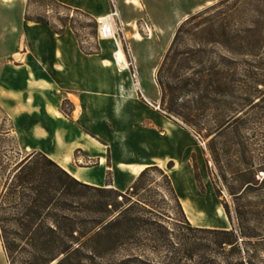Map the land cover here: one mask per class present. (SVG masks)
Here are the masks:
<instances>
[{
	"label": "trees",
	"instance_id": "trees-1",
	"mask_svg": "<svg viewBox=\"0 0 264 264\" xmlns=\"http://www.w3.org/2000/svg\"><path fill=\"white\" fill-rule=\"evenodd\" d=\"M32 8L44 13L32 15ZM82 18L99 38L96 18L58 0H29L25 16L59 35L72 30L85 54H98L85 46ZM157 84L161 108L211 143L227 137L231 129L243 138L242 115L261 92L258 85L264 84V0H220L191 15L177 29L158 67ZM210 149L218 158L217 148ZM154 168H146L122 192L85 184L46 154L30 153L17 164L1 197L0 209L8 205L13 211L11 224L0 218L9 264H114L107 259L111 251L154 231L155 217L164 215L151 200L155 181H146ZM159 171L182 222L190 231L209 236L207 245L181 242V264H264V203H242L256 194L264 196V180L253 189L259 184L258 170L236 174L242 192L229 187L234 214L227 202L223 206L231 230L192 228L171 177ZM196 178L200 183L198 174ZM217 195L221 197L219 190ZM129 263L154 262L135 255Z\"/></svg>",
	"mask_w": 264,
	"mask_h": 264
},
{
	"label": "rangeland",
	"instance_id": "rangeland-1",
	"mask_svg": "<svg viewBox=\"0 0 264 264\" xmlns=\"http://www.w3.org/2000/svg\"><path fill=\"white\" fill-rule=\"evenodd\" d=\"M218 1L220 0H110V13L100 17L103 20L101 24L99 23L101 29L99 38L94 28L88 26L90 24L87 19L82 18L81 20L84 26L87 25L83 31L84 40L87 42L85 46L97 49L101 54L99 58L113 61L114 65L111 61H106L103 64L114 75L118 69L121 73L129 72V88L137 85L139 94V98L133 102V112L129 111L126 120L122 123H110L109 121L108 126L100 130L103 140H108L110 144L108 148L110 168L112 169L117 161L115 149L119 147L121 141H126L128 149L132 150L145 144L147 146L150 142L166 143L168 142V132L165 127L160 125V121L172 122L181 136L182 146L187 150L184 163L194 171L195 178L198 174L200 183L197 178L196 182L200 192L205 195V199L209 198L212 201L211 208H209L210 213L196 212L198 216L205 217L204 227L192 223L188 218L190 226L201 229L227 228V230H231L233 229L232 224L224 227L223 219L217 210L220 206L224 208L223 203L227 202L234 214L235 200L229 193V187L234 188L237 192L238 190L242 192L245 189L237 180L236 174L239 171L251 170L255 172L258 170L255 174L259 184L253 186L255 190L259 189L264 180V169H260L264 168V84L258 85L261 92L254 98L253 106L247 108L242 115L243 138L237 137L231 129L227 137L219 138L214 143L187 127L179 118L169 116L161 108V92L157 84L158 67L172 44L177 29L191 15L199 13ZM42 13H44L42 9L32 8V15ZM100 18L97 19L98 22ZM64 38L70 43L75 42V37L69 30ZM111 41L121 42L123 47L121 59L114 58ZM60 94L63 95L61 92H55V97L59 98ZM72 97L76 99L75 96ZM72 109V101L64 99L61 111L66 115L71 113ZM0 122L2 124L0 128L1 204V197L17 164L30 152L35 151L27 150L30 145L26 138L17 135L7 136V131L14 128L12 116L4 115L0 111ZM140 139L143 141L137 143ZM98 140L100 143L108 145L105 141ZM213 145L219 153L218 158L210 149ZM36 147L46 149L45 145ZM147 155L152 164L148 167H157V169L150 170L146 176L147 183L155 181L152 184L153 199L151 200L157 203L159 212L164 215L155 217L157 225L153 226L154 231L148 232V230L139 234L137 241L130 243L128 241L125 246L111 251L107 259H111L114 264H132L129 263V258L139 255L144 256L149 262H154L153 264H181L182 260L179 262L181 242L207 245L210 243L207 239L209 236L206 233L190 231L187 224L182 222L184 220L180 211L171 199L168 185L159 171L163 170L165 174L170 175L168 169H173L175 162L169 161V159L178 157V154H171L169 151H162V153L154 151ZM163 160L167 163L162 167ZM96 163L97 159L89 158L82 151H75L74 166L93 167ZM176 173L178 172L176 171ZM112 177L113 171H110L107 180H112ZM217 190L221 192V197L217 195ZM260 193H264V190H261ZM257 196L258 194L253 195L247 200H243L242 203L247 201L251 204L264 203V196ZM0 218L5 220L6 224H11L8 221L13 218V211L8 205H2ZM160 232L161 234H159ZM6 263L9 264L5 254ZM0 264H3L2 258H0Z\"/></svg>",
	"mask_w": 264,
	"mask_h": 264
},
{
	"label": "crops",
	"instance_id": "crops-1",
	"mask_svg": "<svg viewBox=\"0 0 264 264\" xmlns=\"http://www.w3.org/2000/svg\"><path fill=\"white\" fill-rule=\"evenodd\" d=\"M28 1L0 0V111L12 116L14 121V128L7 131V136L26 138L30 145L27 150L46 154L85 184L111 186L122 192L152 165L147 154L154 151L176 153L178 157L169 159L175 162V167L168 169L169 176L190 221L204 227L205 217L196 212L210 213L212 201L204 198L194 171L183 161L187 150L182 146L175 125L160 121L168 132L166 143L150 142L132 150L128 149L126 141H121L115 149L117 161L111 169L108 163L110 144L103 140L100 130L108 126L109 121L122 123L129 111L133 112V102L139 98L137 85L129 88V72L121 73L118 69L114 75L105 68L103 63L111 60L99 58L100 53L85 54L72 30L69 29L75 42L70 43L64 38L68 30L59 35L49 27L27 21ZM58 1L96 19L111 11L110 0ZM102 20L99 19L100 24ZM110 44L114 58L121 59V42L111 41ZM55 92L63 95L57 98ZM64 99L73 103L70 117L61 111ZM1 125L0 122V128ZM140 141L143 139L137 143ZM38 145H45L46 149L36 147ZM77 150L97 159L96 165L74 166ZM166 163L163 160L162 167ZM110 171H113V177L108 182ZM217 213L223 219L224 227L231 226L223 207L220 206ZM3 251L0 245V258L5 264Z\"/></svg>",
	"mask_w": 264,
	"mask_h": 264
},
{
	"label": "bare ground",
	"instance_id": "bare-ground-1",
	"mask_svg": "<svg viewBox=\"0 0 264 264\" xmlns=\"http://www.w3.org/2000/svg\"><path fill=\"white\" fill-rule=\"evenodd\" d=\"M144 170H145V169H144ZM144 170H143V171H144ZM143 171H142V172H143ZM0 245H1V248L3 249V247H2V243H1V240H0ZM3 252H4V251H3Z\"/></svg>",
	"mask_w": 264,
	"mask_h": 264
},
{
	"label": "built area",
	"instance_id": "built-area-1",
	"mask_svg": "<svg viewBox=\"0 0 264 264\" xmlns=\"http://www.w3.org/2000/svg\"><path fill=\"white\" fill-rule=\"evenodd\" d=\"M99 27H100V25H99ZM99 33H100V28H99Z\"/></svg>",
	"mask_w": 264,
	"mask_h": 264
}]
</instances>
